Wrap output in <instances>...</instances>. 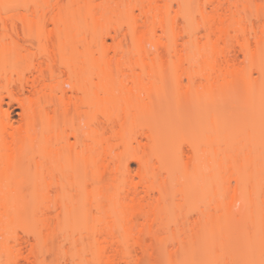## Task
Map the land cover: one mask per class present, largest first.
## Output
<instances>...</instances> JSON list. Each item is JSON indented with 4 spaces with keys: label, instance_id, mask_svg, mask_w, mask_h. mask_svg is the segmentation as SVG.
Returning <instances> with one entry per match:
<instances>
[{
    "label": "bare ground",
    "instance_id": "obj_1",
    "mask_svg": "<svg viewBox=\"0 0 264 264\" xmlns=\"http://www.w3.org/2000/svg\"><path fill=\"white\" fill-rule=\"evenodd\" d=\"M132 3L138 13L123 34L132 46L120 40L112 55L105 37L116 39L120 29L113 6L64 11L54 33L41 19H22L24 36L40 38L46 61L32 77L18 75L21 89L38 93L22 105L21 125L0 105V264H186L198 234L183 237L180 224L172 227L170 213L180 207L170 202L173 192L183 184L195 191L199 157L209 160L216 148H264L262 0ZM7 18L0 13V76L25 59ZM87 18L92 38L84 55L66 58ZM56 65L63 76L46 84ZM116 127L125 149L112 154L107 130ZM252 178L239 170L235 179L241 187ZM203 184L211 232L220 227L214 206L227 211V198H216L210 173ZM234 195L237 211L251 214V194ZM258 207L264 226V200Z\"/></svg>",
    "mask_w": 264,
    "mask_h": 264
},
{
    "label": "rangeland",
    "instance_id": "obj_2",
    "mask_svg": "<svg viewBox=\"0 0 264 264\" xmlns=\"http://www.w3.org/2000/svg\"><path fill=\"white\" fill-rule=\"evenodd\" d=\"M107 6H113L119 13L117 17L119 18L117 25L120 28L118 37L114 40L105 37L106 43L110 46L109 53L112 55L120 40L126 47L132 46L128 34L123 38V34L129 28V18L138 13L137 8L133 7L132 0H0V13L8 17L6 20L8 26H16L19 33L18 37H14L15 41L12 43H18L19 50L25 55L24 61L20 62L16 70H8L5 75L0 76V105L3 110L10 113L15 127L21 125L23 121L22 105L36 102L38 96L37 91L29 86H25L24 89L20 88L17 83L18 75L21 73L24 76L32 77L33 66L38 65V63L43 65L46 61L40 52L42 44L40 38L24 36L22 19H41L44 30L54 33L57 31L54 19L62 12L100 11ZM252 23L257 26L259 22L253 18ZM91 26L88 18L80 23L75 41L68 46V52L64 55L66 58L73 55H81L80 57L84 55L86 43L92 38ZM82 34L85 36L84 39H82ZM92 50L94 55H97L96 46L92 45ZM64 70L63 66L56 65L54 67L55 74L52 77L46 73L45 83H55L58 76H63ZM8 81H11L9 85L14 89L12 97H9L4 89V85ZM47 87L50 88V86ZM41 88L42 85L38 86L37 89ZM65 88L68 89L69 87L66 86ZM45 90L48 91V88ZM75 125H77L76 122ZM118 130V127L113 131L107 130L113 148L112 154H119L125 149L124 144L119 142L114 135ZM141 140L142 144L139 147H143V143L146 142L145 136H142ZM198 165V181L195 191L191 189V193H189L186 184H183L179 192H173L170 200L172 205L178 204L180 206L178 210H172L170 213L172 227H175V223L180 224L183 229V237L190 236L193 229L198 234L194 253L187 259L186 264H258L260 260H262L261 263H264V226L259 223V216L263 211L258 207L264 200V148H247L240 145L219 147L216 148V152L212 154L209 160L199 157ZM129 167L135 172L137 163L131 161ZM34 170L35 167L33 166L32 171ZM239 170L249 172L253 176L241 187L237 185L235 179ZM204 172L211 175L216 198L220 202L227 198V201L223 202L227 206V211L214 206L212 212L215 219L220 221V227L213 228L211 232L204 225L206 204V190L203 184ZM259 173H262L263 177L258 180L254 176ZM64 183L65 188L63 189L65 191H73L71 188L73 185L67 180H64ZM55 187L56 185H53L51 191L56 190ZM236 189L239 192L251 194V214L249 208H245L240 213L237 211L240 202L234 195ZM50 197L54 199L55 193L52 192ZM218 217L220 219H217ZM69 246V243L64 242V250L70 249ZM61 260L63 261L62 258Z\"/></svg>",
    "mask_w": 264,
    "mask_h": 264
}]
</instances>
